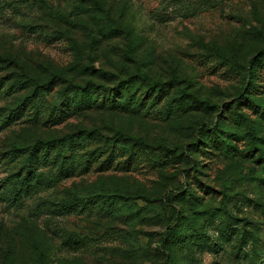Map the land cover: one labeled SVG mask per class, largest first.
<instances>
[{"label":"rangeland","instance_id":"374dc122","mask_svg":"<svg viewBox=\"0 0 264 264\" xmlns=\"http://www.w3.org/2000/svg\"><path fill=\"white\" fill-rule=\"evenodd\" d=\"M0 58V264H264V0H0ZM143 72L135 112L50 115Z\"/></svg>","mask_w":264,"mask_h":264},{"label":"trees","instance_id":"16d2710c","mask_svg":"<svg viewBox=\"0 0 264 264\" xmlns=\"http://www.w3.org/2000/svg\"><path fill=\"white\" fill-rule=\"evenodd\" d=\"M89 67L88 69H90L91 74L93 75L97 74L99 78L101 76L108 77V73H106V71L95 69V67L93 66H89ZM139 80L144 81L148 85L147 88L148 90L145 93V96L141 97L140 101H139V97H135L137 96V91H139L138 87H136V82H138ZM84 81L72 82L70 83V86L68 88H64L63 90V94L65 98L64 102L62 103L61 106L53 107V110L50 112V115L54 116L55 114L56 119L62 117L66 119L70 117L73 113L78 114L81 111L91 108H108L112 110L132 113L137 111L140 108V106L145 102V100L153 97L152 95L154 94L153 92L157 87L161 85L160 82L158 81L150 80V78H148L144 72L139 73L137 78L130 76L126 80L124 79L118 80L119 82H117L113 86H107L105 83L102 82V80L99 81L95 79L94 80L86 79ZM49 82L50 81H47L42 85H38L37 88L42 87V89H44L49 84ZM158 89L160 94L158 97H153L154 100L159 99L161 93L164 90L163 86H160V88ZM124 90L127 93H124L125 92ZM122 95L123 97H125V99L128 100L125 104L120 103L119 98ZM133 98H136V101L134 103H133ZM67 139L72 140V139H76V137L74 134H71L66 139L54 138V139L38 142V144L35 145V149L30 152L29 159L27 161L26 174L23 176L15 175L17 176L15 187H17V190L19 192L23 191L24 188H26L27 191H31L33 189V186L35 185L33 183L37 182L36 176L33 171L37 165V161L39 159L40 153L43 150L49 151L51 149L58 147V145H56L57 142L66 141ZM20 149L21 148L18 147L14 148V150L16 151ZM61 153L62 152H60L59 156L62 157V162H61L62 173L66 174L69 171H74L75 167H73V164H75L76 161L73 159V156H69V155L67 156ZM70 203L71 201H67L66 204H70ZM169 234L172 235L174 241L177 237L176 231H169ZM252 237L255 240V236L253 235ZM169 264H176V263L172 262L171 260Z\"/></svg>","mask_w":264,"mask_h":264}]
</instances>
